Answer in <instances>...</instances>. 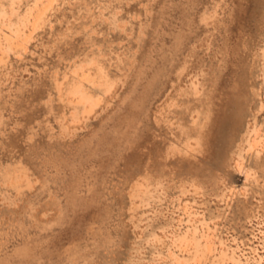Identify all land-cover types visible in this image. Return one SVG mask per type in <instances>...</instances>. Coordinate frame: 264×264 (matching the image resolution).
I'll list each match as a JSON object with an SVG mask.
<instances>
[{"label": "rangeland", "instance_id": "1", "mask_svg": "<svg viewBox=\"0 0 264 264\" xmlns=\"http://www.w3.org/2000/svg\"><path fill=\"white\" fill-rule=\"evenodd\" d=\"M0 264H264V0H0Z\"/></svg>", "mask_w": 264, "mask_h": 264}, {"label": "bare ground", "instance_id": "2", "mask_svg": "<svg viewBox=\"0 0 264 264\" xmlns=\"http://www.w3.org/2000/svg\"><path fill=\"white\" fill-rule=\"evenodd\" d=\"M225 124V123H224ZM222 133H223V129H222ZM221 134V133H220ZM224 135V134H223ZM221 136H222V134H221Z\"/></svg>", "mask_w": 264, "mask_h": 264}]
</instances>
